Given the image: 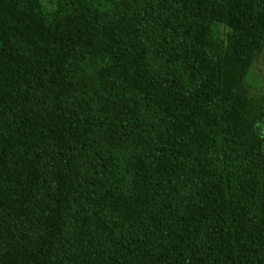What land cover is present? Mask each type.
Returning a JSON list of instances; mask_svg holds the SVG:
<instances>
[{"label": "trees", "instance_id": "16d2710c", "mask_svg": "<svg viewBox=\"0 0 264 264\" xmlns=\"http://www.w3.org/2000/svg\"><path fill=\"white\" fill-rule=\"evenodd\" d=\"M264 0H0V264H264Z\"/></svg>", "mask_w": 264, "mask_h": 264}, {"label": "rangeland", "instance_id": "374dc122", "mask_svg": "<svg viewBox=\"0 0 264 264\" xmlns=\"http://www.w3.org/2000/svg\"><path fill=\"white\" fill-rule=\"evenodd\" d=\"M246 81L253 95L264 104V53L251 66Z\"/></svg>", "mask_w": 264, "mask_h": 264}]
</instances>
